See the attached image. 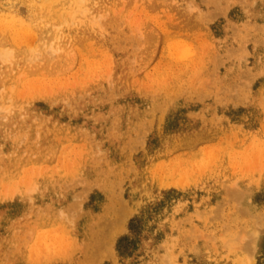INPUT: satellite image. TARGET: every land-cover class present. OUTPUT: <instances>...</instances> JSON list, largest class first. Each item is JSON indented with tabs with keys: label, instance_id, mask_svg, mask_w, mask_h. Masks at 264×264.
<instances>
[{
	"label": "rangeland",
	"instance_id": "374dc122",
	"mask_svg": "<svg viewBox=\"0 0 264 264\" xmlns=\"http://www.w3.org/2000/svg\"><path fill=\"white\" fill-rule=\"evenodd\" d=\"M259 5L0 0V264H264Z\"/></svg>",
	"mask_w": 264,
	"mask_h": 264
},
{
	"label": "bare ground",
	"instance_id": "6f19581e",
	"mask_svg": "<svg viewBox=\"0 0 264 264\" xmlns=\"http://www.w3.org/2000/svg\"><path fill=\"white\" fill-rule=\"evenodd\" d=\"M217 4H218V3H217ZM259 4H260L259 6H260L261 8H264V0H259ZM146 5H147V4H146ZM215 5H216V4H215ZM212 6H213V5H212ZM191 8H192V7H191ZM193 8H194V7H193ZM193 8H192V10H193ZM195 8H196V7H195ZM194 10H195V9H194ZM196 10H197V9H196ZM210 10H211V9H210ZM190 11H191V10H190ZM200 15H201V14H200ZM211 15H212V14H211ZM78 24H79V22L76 23V24H74V26H75V27H76V26L78 27ZM61 33H63V32H61ZM88 35H89V33H88ZM245 45H246V44H245ZM184 46H185V45H184ZM178 47H179V46H177V48H178ZM185 47H187V46H185ZM185 47H184V48H185ZM175 48H176V47H175ZM180 48L184 49V48L181 47V46H180ZM185 50H186V49H185ZM187 51H188V49H187ZM188 63H189V62H188ZM185 66H186V65H185ZM227 121H228V120H227ZM227 121H226V122H227ZM229 125H230V124H229ZM234 126H235V125H234ZM167 129H168V128H167ZM169 129H170V127H169ZM234 129H235V128H234ZM111 194H112V193H111ZM111 203H112V202H111ZM108 208H109V207H108ZM122 209H123V208H122ZM122 209H121V210H122ZM118 210H119V209H118ZM121 210H120V211H121ZM116 212H118V211H116ZM119 213H120V212H119ZM122 213H123V217L127 214L126 211H125V212L122 211ZM117 217H118V216H117ZM114 218H115V217H114ZM118 218H120V216H119ZM125 218H127V216H125ZM121 220H122V219H119V221H121ZM120 223H121V222H120ZM113 227H114V226H113ZM117 227H118V226H117ZM117 227H116V228H117ZM121 228H122V227H121ZM97 229H98V228H97ZM93 233H94V232H93ZM115 234H116V233H115ZM110 235H111V234H110ZM99 236H100V235H99ZM99 236H98V237H99ZM112 236H114V235H112ZM112 236H111V237H112ZM95 238H96V237H95ZM88 240H90V237H89ZM253 241H254V240H253ZM100 245H101V244H100ZM99 247H100V246H99ZM102 247H103V246H102ZM97 248H98V247H97ZM100 249H101V248H100ZM100 249H99V250H100ZM94 250H95V249H94ZM90 251H91V250H90ZM100 251H101V250H100ZM103 252H104V251H103ZM101 253H102V252H101ZM103 254H104V253H103ZM100 255H101V254H100ZM106 258H107V257H106ZM104 259H105V258H104Z\"/></svg>",
	"mask_w": 264,
	"mask_h": 264
}]
</instances>
